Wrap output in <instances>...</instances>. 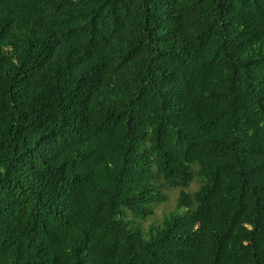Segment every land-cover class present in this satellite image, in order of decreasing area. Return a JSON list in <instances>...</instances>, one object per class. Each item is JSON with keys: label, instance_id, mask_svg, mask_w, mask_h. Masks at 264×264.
I'll list each match as a JSON object with an SVG mask.
<instances>
[{"label": "trees", "instance_id": "obj_1", "mask_svg": "<svg viewBox=\"0 0 264 264\" xmlns=\"http://www.w3.org/2000/svg\"><path fill=\"white\" fill-rule=\"evenodd\" d=\"M0 264H264V0H0Z\"/></svg>", "mask_w": 264, "mask_h": 264}, {"label": "rangeland", "instance_id": "obj_2", "mask_svg": "<svg viewBox=\"0 0 264 264\" xmlns=\"http://www.w3.org/2000/svg\"><path fill=\"white\" fill-rule=\"evenodd\" d=\"M175 196H176V191H172L170 194L169 202L160 204L155 208V215H154L155 218L161 217L165 211L167 212L174 206Z\"/></svg>", "mask_w": 264, "mask_h": 264}]
</instances>
